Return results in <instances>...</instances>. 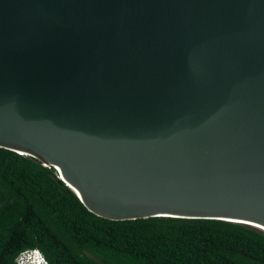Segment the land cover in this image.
<instances>
[{"label": "water", "instance_id": "obj_1", "mask_svg": "<svg viewBox=\"0 0 264 264\" xmlns=\"http://www.w3.org/2000/svg\"><path fill=\"white\" fill-rule=\"evenodd\" d=\"M0 148L101 218L264 229V0H0Z\"/></svg>", "mask_w": 264, "mask_h": 264}, {"label": "trees", "instance_id": "obj_2", "mask_svg": "<svg viewBox=\"0 0 264 264\" xmlns=\"http://www.w3.org/2000/svg\"><path fill=\"white\" fill-rule=\"evenodd\" d=\"M35 249L48 264H264V231L224 220L101 218L55 168L0 148V264Z\"/></svg>", "mask_w": 264, "mask_h": 264}, {"label": "built area", "instance_id": "obj_3", "mask_svg": "<svg viewBox=\"0 0 264 264\" xmlns=\"http://www.w3.org/2000/svg\"><path fill=\"white\" fill-rule=\"evenodd\" d=\"M25 258H29L31 260H35V259H41L43 261L44 264H48V262L45 260V258L43 257L42 253L39 251H34V252H25L22 256H20V258L18 259L19 264H24V259Z\"/></svg>", "mask_w": 264, "mask_h": 264}, {"label": "clouds", "instance_id": "obj_4", "mask_svg": "<svg viewBox=\"0 0 264 264\" xmlns=\"http://www.w3.org/2000/svg\"><path fill=\"white\" fill-rule=\"evenodd\" d=\"M59 173V172H58ZM29 252H34V251H39L38 249H35V250H28ZM28 251H25V252H28ZM25 252H22L18 259L20 258V256H22ZM40 252V251H39ZM28 261L29 264H44L43 261L39 258V259H35V260H31V259H28V258H25L24 259V262ZM19 263V262H18Z\"/></svg>", "mask_w": 264, "mask_h": 264}, {"label": "rangeland", "instance_id": "obj_5", "mask_svg": "<svg viewBox=\"0 0 264 264\" xmlns=\"http://www.w3.org/2000/svg\"><path fill=\"white\" fill-rule=\"evenodd\" d=\"M29 259V258H28ZM24 264H29L28 261L25 260Z\"/></svg>", "mask_w": 264, "mask_h": 264}, {"label": "bare ground", "instance_id": "obj_6", "mask_svg": "<svg viewBox=\"0 0 264 264\" xmlns=\"http://www.w3.org/2000/svg\"><path fill=\"white\" fill-rule=\"evenodd\" d=\"M259 229H261V230H263V231H264V229H263V228H259Z\"/></svg>", "mask_w": 264, "mask_h": 264}]
</instances>
